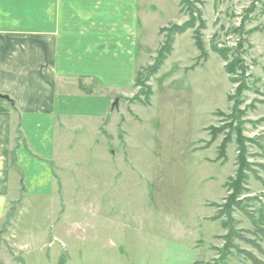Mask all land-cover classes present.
<instances>
[{
  "label": "rangeland",
  "instance_id": "obj_1",
  "mask_svg": "<svg viewBox=\"0 0 264 264\" xmlns=\"http://www.w3.org/2000/svg\"><path fill=\"white\" fill-rule=\"evenodd\" d=\"M180 1L141 0L139 76L128 95L130 104L121 102L119 107L125 134L119 139L114 134L101 136L95 146L89 139L78 140L96 148L90 154L80 151L75 158L74 185L83 196L77 211L91 210L94 204L85 196L96 189L88 184L94 176L104 175L102 181L95 179L96 185L103 182L100 189L106 193L102 212L96 218L77 219L83 228L81 238L63 252L53 240L58 224L52 225L49 218L58 209L55 197L42 201L23 197L21 212L18 202L13 221L5 217L0 227V264H181V259L187 264L190 256L203 259L202 264H253L243 252L264 264V239L254 241L245 216L246 211L264 212V0H187L183 9ZM185 24L193 27L174 37L170 55L145 83L147 68L158 60L165 36ZM195 31L207 54L204 61H199ZM211 46L230 51L228 61ZM232 60L241 63L244 75L225 73ZM148 86L151 96L146 106L139 92ZM168 98L170 102L164 103ZM237 141L244 147L250 173L246 193L231 200L225 185L236 174ZM102 146L116 150V157L99 160ZM65 203L69 210L71 203ZM226 209L232 219L228 225L233 228V250L225 249L228 229L223 225L225 216H219L226 215ZM95 223L101 233L93 236L90 228ZM196 226L201 232L193 240L199 232ZM119 230L124 232L123 241ZM48 238L50 249L39 251L36 247ZM254 242L260 249L253 247ZM179 244L185 247L177 250ZM192 244L197 251L190 248Z\"/></svg>",
  "mask_w": 264,
  "mask_h": 264
},
{
  "label": "crops",
  "instance_id": "obj_2",
  "mask_svg": "<svg viewBox=\"0 0 264 264\" xmlns=\"http://www.w3.org/2000/svg\"><path fill=\"white\" fill-rule=\"evenodd\" d=\"M141 11V0H0V227L8 213L13 221L18 202L21 212L23 197H55L58 209L49 215L52 225L58 224L53 240L66 252L81 238L77 219L102 212L106 193L95 179L102 181L104 175L88 184L96 193L85 200L94 206L87 214L77 211L83 196L74 185L75 158L96 148L78 140L89 139L95 146L101 136L119 139L124 133L119 107L130 104L138 71ZM103 146L99 160L114 159L117 151ZM65 202L71 203L69 210ZM90 229L93 236L101 233L96 223ZM195 230L193 240L201 232L199 226ZM123 234L119 230L122 241ZM49 238L36 248L50 249ZM190 248L198 250L193 244ZM118 250L122 253V247ZM200 260L190 256L185 262Z\"/></svg>",
  "mask_w": 264,
  "mask_h": 264
},
{
  "label": "trees",
  "instance_id": "obj_3",
  "mask_svg": "<svg viewBox=\"0 0 264 264\" xmlns=\"http://www.w3.org/2000/svg\"><path fill=\"white\" fill-rule=\"evenodd\" d=\"M180 5H181V8L183 9V8H186V7H184L185 5L188 6L189 4H188L187 0H181ZM199 18H200V16L198 17V20L196 22L198 23V26H199L198 30H201L203 28V24H202L201 20L199 21ZM193 21L194 20L192 19V22ZM192 27H190L189 24H185L184 26H181V27L175 26L172 28V31L170 32V34L165 36L163 45L160 47V50H159L158 60L156 61L155 65H153L152 68H150V67L147 68L145 83H148L150 81V79L157 74V72L162 67L163 62L170 55L172 45H173V41H174V37L184 34L188 29H190ZM241 29H242V25H241ZM162 31H164V30H161L160 32H162ZM193 39H194L195 47L200 53L199 61L200 60L204 61L205 59H207V54L203 48L202 42L200 41L201 36L198 35L197 31L194 32ZM211 50L213 53H215L224 62L228 61L227 53L230 51L222 50V49L219 50L215 46H211ZM231 53L236 55L237 50L233 49ZM224 70H225V73L227 75H230V76L234 72H237V71L241 72V75H244L242 73L245 72L243 67H241V63L237 62L236 60L229 61L227 63V65L224 67ZM138 76H139V71L136 72V79L138 78ZM136 84H138V83L137 82L135 83V87H136ZM141 88L142 87H140V89ZM144 89H145V92H139L140 93L139 96L145 99V101L143 102L142 105L149 106V101H150V96H151L150 87L148 86V88H144ZM17 128H20L19 123H18ZM235 134H237V132H235ZM228 141H229V139H228ZM226 143H228V142H226ZM224 147H225V144L222 146L221 149L225 150ZM243 148L244 147L242 146L241 141H237L236 153L238 154V157H237L236 163H235L236 167H237L236 174H235V177L233 179H230L228 181V184L225 185L226 190L230 193L228 199H231V200L240 198V196L243 193H246L245 185H246L247 180H248L247 179V173H250V171L248 169L246 161L243 158L244 157ZM223 209H225V208H223ZM231 209H238V208L236 206L232 205ZM227 210L228 209L223 210V212H225L226 215L220 213L219 216H220V218L225 216V223L223 225L226 229H228V234H227V236H225L226 239L228 240V243L226 244L225 249L226 250H233V249H235V247L233 246V244L231 242V239L233 237V231H232L233 228H232V226L229 227V225L232 223V219L230 217L229 211L227 212ZM245 210H247V209H245ZM245 216L248 218V220L250 221V223L252 225V228H253L252 235L254 236V241L257 242V240H263L264 239V212L261 211L258 213H250L249 211H246ZM7 218L10 220L12 218V214L11 213L8 214ZM220 218L218 217V219H220ZM255 242L252 243L253 247L260 249L259 246ZM240 254L244 255L253 264H262L261 262L252 258L249 254H246L244 252L240 253Z\"/></svg>",
  "mask_w": 264,
  "mask_h": 264
},
{
  "label": "water",
  "instance_id": "obj_4",
  "mask_svg": "<svg viewBox=\"0 0 264 264\" xmlns=\"http://www.w3.org/2000/svg\"><path fill=\"white\" fill-rule=\"evenodd\" d=\"M2 99H6V98H3V97H2ZM114 103H115L114 106H116V105H117V100H116Z\"/></svg>",
  "mask_w": 264,
  "mask_h": 264
}]
</instances>
